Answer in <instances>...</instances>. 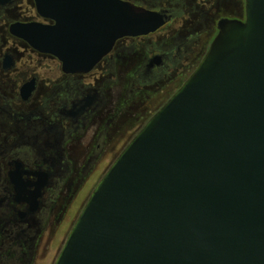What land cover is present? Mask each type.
Masks as SVG:
<instances>
[{
  "label": "water",
  "instance_id": "95a60500",
  "mask_svg": "<svg viewBox=\"0 0 264 264\" xmlns=\"http://www.w3.org/2000/svg\"><path fill=\"white\" fill-rule=\"evenodd\" d=\"M35 3L53 24L11 32L68 74L167 20L124 0ZM217 28L96 183L53 264H264V0Z\"/></svg>",
  "mask_w": 264,
  "mask_h": 264
},
{
  "label": "flooded vegetation",
  "instance_id": "af4514ba",
  "mask_svg": "<svg viewBox=\"0 0 264 264\" xmlns=\"http://www.w3.org/2000/svg\"><path fill=\"white\" fill-rule=\"evenodd\" d=\"M124 1L167 20L154 33L117 40L89 72L68 74L11 32L53 24L35 0H0V264H34L46 233L70 230L98 161L125 141L115 159L182 85L220 20L244 19V0ZM163 90L169 96L158 108L139 109L145 94ZM133 123L139 128L127 134Z\"/></svg>",
  "mask_w": 264,
  "mask_h": 264
},
{
  "label": "rangeland",
  "instance_id": "374dc122",
  "mask_svg": "<svg viewBox=\"0 0 264 264\" xmlns=\"http://www.w3.org/2000/svg\"><path fill=\"white\" fill-rule=\"evenodd\" d=\"M172 91H174V90H172ZM168 96H169V93L168 94H167V92L165 93L164 90H163L162 94H155L154 96L151 97L150 100H149L147 94H145L142 98V103L140 104L139 109L150 110L152 108L151 110H153V109L155 110L156 108H158L161 105V103ZM154 102H155V104H153ZM126 124H128V122ZM139 125H136V123H133L132 126H130L127 129L128 131L126 133L128 134V132L131 133V132L135 131L136 129L139 128L138 127ZM124 142L125 141H121L120 143H118V145L115 148L116 150L112 149L113 155H114V151L119 150L121 148V146H123ZM113 144H115V142L111 143V145H113ZM112 154H110L107 157L99 160L98 163L96 164L94 172L91 174V176L88 180V183L80 191V197L78 199V204H80L79 209H82L87 198L89 197L90 192L92 191V189L94 188L96 183L99 181V179L106 172V170L110 166L111 162L114 160ZM72 211H73V207H72V209H70V212H72ZM77 212L78 211H76V216H78L77 214H79ZM71 217H72V214H71ZM68 230H69V224H67L64 227L63 231H61V233H59V235L55 238H52L50 236V234L46 233V235H44V237L42 239V243H41L39 251L36 255L34 264H53L57 254L59 253V251H60V249H61V247H62V245L66 239V236L69 232Z\"/></svg>",
  "mask_w": 264,
  "mask_h": 264
}]
</instances>
